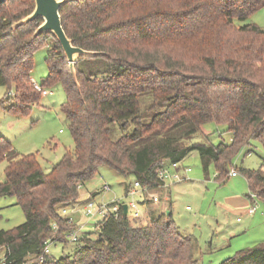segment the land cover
Wrapping results in <instances>:
<instances>
[{"label": "trees", "instance_id": "obj_1", "mask_svg": "<svg viewBox=\"0 0 264 264\" xmlns=\"http://www.w3.org/2000/svg\"><path fill=\"white\" fill-rule=\"evenodd\" d=\"M263 6L264 0L69 2L60 10L66 36L76 47L101 53L76 60L75 82L56 39L33 38L40 20L11 27L33 10L34 0H6L0 6V86L11 91L8 110L24 113L41 97L30 83L32 55L44 36L51 37L49 74L41 85H62L73 149L48 174L32 154L8 158L0 197H15L25 220L0 230V264H200L170 212L151 211L149 222L135 227L121 209L99 221L94 233L82 234L71 254L43 262L37 257L48 240L69 242L73 226L57 209L78 204V189L100 167L151 190L160 185L159 168L190 152H197L204 170L213 164L220 179L251 140L264 148V30L236 23ZM207 122L226 125L231 142L213 145L204 135V142L190 143ZM11 150L0 138V160ZM239 172L264 204V171ZM219 264H264V243Z\"/></svg>", "mask_w": 264, "mask_h": 264}, {"label": "rangeland", "instance_id": "obj_2", "mask_svg": "<svg viewBox=\"0 0 264 264\" xmlns=\"http://www.w3.org/2000/svg\"><path fill=\"white\" fill-rule=\"evenodd\" d=\"M236 23L255 24L264 30V6L246 20ZM43 41L45 44L32 55L33 66L30 74V77L40 85L49 74L45 58L47 44H50L52 39L44 36ZM45 88L51 94L41 95L37 102L21 113L8 110L11 102L7 98L11 91L0 86V138L7 141L12 149L9 156L0 160V183L5 180L4 170L8 158H13L12 156L32 154L42 171L48 174L65 151L73 149L68 121L61 110V104L65 100L63 87L56 84ZM111 130L113 138L121 134L115 123L111 125ZM201 130L202 133L195 135L190 143L204 142V135H208V142L213 145L231 142L232 135L224 124L207 122ZM263 159L264 148L258 141L251 140L247 146L239 150L227 168L228 172L235 169L237 175L217 179L214 165L211 164L204 170L197 152H190L178 163L179 174L186 178L185 181L171 185L165 189V193L155 191L152 194L156 195H151L148 190L151 196L145 197L159 198L149 212L153 211L152 213L160 215L165 208L168 209L169 204L171 205V219L178 232L193 241L200 264H219L232 258L240 250L264 243V204L257 199L256 212L253 215L246 214V210L254 203L250 198L251 190L247 181L239 172L240 168L251 170L261 168L264 171ZM134 181L132 176L123 177L107 167H100L98 173L78 189V204L57 209L58 216L69 218V224L73 226L67 235L76 230H79L80 237L84 233H94L101 217L86 214L88 200L95 207L108 204L114 199L127 204L132 198L126 196L125 191ZM104 184L110 189L103 190ZM163 193L170 197L166 204L161 199ZM133 201L142 209V199L138 195L133 197ZM24 220V214L15 197H0V230H11ZM128 220L132 226L140 227L149 222L148 213L139 219H132L130 216ZM68 241L52 242L49 245L48 256L59 259L71 254L79 243Z\"/></svg>", "mask_w": 264, "mask_h": 264}, {"label": "built area", "instance_id": "obj_3", "mask_svg": "<svg viewBox=\"0 0 264 264\" xmlns=\"http://www.w3.org/2000/svg\"><path fill=\"white\" fill-rule=\"evenodd\" d=\"M30 83L32 85V88L34 90H36L37 92H39L42 96H47L49 94H51L50 91L46 90L45 87H43L42 85L36 83L32 78H30ZM187 170V169H186ZM237 175V172L235 169L231 170L228 173V176L230 177H234ZM156 176L160 182L159 187L162 188H167L170 185L173 184H177L180 182H183L186 180L185 177H181L179 174V167H178V163H167L165 166L159 168L156 172ZM103 190L107 191L109 190V186L104 184L102 187ZM147 191V188H143L138 181H134L131 188L127 191L126 196H129L132 198L131 201H129L126 205H127V217H130L132 219H139L141 217L144 216V211L139 207L138 203L133 201V197L137 194V193H144ZM250 198L252 199L254 205L249 207L246 210V214L248 215H252L255 210H256V200L257 195L255 193H250ZM151 200L153 202H158L159 198L157 196H153L151 197ZM89 202L86 205V214L87 215H93V216H100L101 220L105 219L109 213H113L115 216L118 214L119 210H122V205L124 204L121 200L119 199H114L112 200L110 203L108 204H100L98 206H94L93 203L88 200ZM188 209V207H187ZM100 220V221H101ZM98 223L97 222V228H98ZM53 229L57 230V226L55 224H53ZM79 230L76 231H72L70 232L69 235H67V238L71 241V242H76L79 239ZM52 240H48L45 243L44 249L42 251V253L37 257V260L40 262H43L45 260V257L48 256L49 254V245L52 243Z\"/></svg>", "mask_w": 264, "mask_h": 264}, {"label": "water", "instance_id": "obj_4", "mask_svg": "<svg viewBox=\"0 0 264 264\" xmlns=\"http://www.w3.org/2000/svg\"><path fill=\"white\" fill-rule=\"evenodd\" d=\"M6 0H0V6ZM80 0H34L33 10L25 17L13 22L11 27L17 28L19 26L25 25L28 22L34 20H40L41 23L36 27L33 33V38L41 34L52 35L58 44L60 45L66 62L69 64L71 75L76 82V73L74 70V64L78 58L82 57H94L100 52L87 51L82 48L76 47L72 44L71 39H69L63 28L60 17L61 8L69 2H79ZM123 215L127 214V205H122ZM169 214V211L166 212Z\"/></svg>", "mask_w": 264, "mask_h": 264}, {"label": "crops", "instance_id": "obj_5", "mask_svg": "<svg viewBox=\"0 0 264 264\" xmlns=\"http://www.w3.org/2000/svg\"><path fill=\"white\" fill-rule=\"evenodd\" d=\"M234 177H235V176H234ZM173 185H174V184H173ZM170 186H171V185H170ZM170 186H168V187H170ZM168 187H167V188H168ZM165 189H166V188H162V187L159 188V187H156V188L151 189L149 192L151 193V195H156V194H152V192H155V191H156V192H158V191H159V192H161V191L164 192ZM125 192H126V191H125ZM149 192H148V189H147V191L144 192V193H138V194H136V195H138V196L142 199L141 204H142V209H143V211H144V215H146V213L149 214V211L152 210L151 207L153 208L152 205H153V204H156V203H153V202H152V203L149 202V201L151 200V199H149V197H148V198L145 197V195L151 196ZM126 193H127V192H126ZM164 193H165V192H164ZM164 193L162 194V198H161V199H162L163 203L166 204V202L169 201L170 197H169L168 195H165ZM136 195H135V196H136ZM143 196H144V198H143ZM251 200H252V199H251ZM252 202H253V201H252ZM167 204H169V203H167ZM170 206H171V205L169 204L168 209H170ZM168 209L165 208V209H164V212L169 211ZM154 212H155V211H154ZM169 212L172 214L171 211H169ZM255 212H256V211H255ZM255 212H254V213H255ZM254 213H253V214H254ZM253 214H252V215H253Z\"/></svg>", "mask_w": 264, "mask_h": 264}]
</instances>
